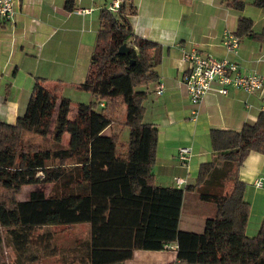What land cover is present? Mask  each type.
Masks as SVG:
<instances>
[{
  "label": "trees",
  "instance_id": "16d2710c",
  "mask_svg": "<svg viewBox=\"0 0 264 264\" xmlns=\"http://www.w3.org/2000/svg\"><path fill=\"white\" fill-rule=\"evenodd\" d=\"M76 1L64 0V9L72 11ZM226 5L241 12L246 2L226 0ZM250 5L264 10V0ZM135 14L133 0L99 10L88 73L77 87L93 94V102L77 103L69 118L72 103L62 95L60 81L35 77L25 111L14 124L0 121V252L4 237L14 252L9 261L0 254V264L34 262L37 251L56 250V233H37L38 228L68 230L82 223L89 224L90 236L75 251L85 264L125 262L135 249L160 250L165 244L176 245L181 264H264V219L255 235L246 234L250 204L239 178L251 153L264 156V110L238 131L210 130L212 158L199 165L194 184L157 185L152 169L158 132L144 121L147 95L137 88L158 80L155 67L163 48L134 33L130 18ZM234 35L264 43V25L255 31L251 18L239 16ZM123 44L129 51L118 54ZM123 107L126 142L117 134H103ZM25 132L51 135L57 146L25 142ZM64 134L68 142L63 146ZM214 178L223 180L224 193H201L200 186ZM36 183H52L53 189L49 194L33 190L27 199H18L24 185ZM195 190L216 206L201 233L178 228L183 194Z\"/></svg>",
  "mask_w": 264,
  "mask_h": 264
},
{
  "label": "crops",
  "instance_id": "0c3cea01",
  "mask_svg": "<svg viewBox=\"0 0 264 264\" xmlns=\"http://www.w3.org/2000/svg\"><path fill=\"white\" fill-rule=\"evenodd\" d=\"M112 1L77 0L74 9L67 11L63 7L64 0H19L13 20L0 25V121L14 124L25 111L35 77L75 85L77 83L73 82L71 75L86 79L98 30L99 10L108 7ZM133 1L136 14L130 21L134 33L159 43L163 48L161 63L155 67L158 80L137 88L147 95L144 121L153 124L158 132L152 173L157 185L183 188L175 185L174 177H182L185 185H192L199 165L212 158L210 130L238 131L244 124L254 123L264 110V87L254 93L235 88H229L228 94L211 91L194 106L182 82L185 68L179 60L180 54L183 50L193 49L203 56L233 61L243 73H264V43L249 37L240 38L236 49H229L224 43L229 41L227 33H235L239 16L251 18L254 30L259 31L264 25V10L250 6L253 0H243L246 5L241 12L227 7L226 0ZM81 7L90 11L75 13L74 10ZM160 83L164 90L157 94L155 90ZM88 97V103L95 98L93 94ZM193 108L197 110L194 120L191 118ZM53 123L54 118L52 127ZM115 124L113 121L103 134H117L122 142V131L115 130ZM182 145L190 146L193 152L186 167L177 160V149ZM262 170L264 156L256 153H251L239 168V178L246 183L244 198L250 204L246 228L249 236L257 233L264 219L263 194L260 188L253 185L258 178L264 182L259 175ZM197 193L195 190L183 194L178 223L181 230L196 232L183 227L184 221L185 226L190 222L184 215L190 195L193 197L190 203L208 212L200 223L196 222L202 230L196 233L203 232L205 221L216 213L215 204L201 200ZM77 225L83 227L81 236L67 243L55 240L56 250L48 253L37 251L38 259L34 262L85 264L80 262L81 253L75 248L82 240L89 239L90 227L88 223ZM59 227L63 226H44L36 232L70 233L71 229L61 231L63 228ZM176 254V248L135 249L132 257L125 262L104 264H181ZM34 262L23 260L24 264Z\"/></svg>",
  "mask_w": 264,
  "mask_h": 264
},
{
  "label": "built area",
  "instance_id": "2783aa9c",
  "mask_svg": "<svg viewBox=\"0 0 264 264\" xmlns=\"http://www.w3.org/2000/svg\"><path fill=\"white\" fill-rule=\"evenodd\" d=\"M120 0L110 6V9H116ZM19 0H0V25L6 21H12L17 10ZM90 9H76L75 13H88ZM226 38L229 41L224 43L229 49H236L239 39L232 33H227ZM185 70L182 82L190 103L194 106L200 103L204 95L208 92L219 94H228L229 88L240 89L247 93H254L264 87V73L250 72L243 73L237 63L228 59H216L210 55L203 56L196 50H183L179 58ZM164 90L163 84H158L155 93L161 94ZM148 92V89H146ZM103 105V102L100 103ZM197 116L196 108L191 110V118L194 120ZM193 155L192 148L188 145L179 146L177 149V160L181 166H187ZM42 176V173H38ZM177 187L185 186L186 181L182 177H174ZM255 187L261 188L264 185L262 179H255ZM165 248H176L175 244H165Z\"/></svg>",
  "mask_w": 264,
  "mask_h": 264
},
{
  "label": "rangeland",
  "instance_id": "374dc122",
  "mask_svg": "<svg viewBox=\"0 0 264 264\" xmlns=\"http://www.w3.org/2000/svg\"><path fill=\"white\" fill-rule=\"evenodd\" d=\"M115 1L116 0H113L111 2V4L108 5V7L112 6L115 3ZM250 6H252V5H250ZM71 79H73V82H75L77 84L76 85L72 84V83L67 84L65 81L62 84L63 85L62 95L65 97H68L72 103L71 110L69 112V118H71L73 116V113L75 112L74 107L76 106V104L77 103H88L89 102L88 96H91V93L77 89V86L80 83L84 82V80H83L84 78L82 76H78V75L72 76L71 75ZM94 100H95V98L92 100V102ZM0 108H1V104H0ZM124 120H125V108L123 107L120 109L119 113L117 114V116L114 120L116 122V124L113 126V128L115 130L122 131V136H123V140H124V141L122 140V142H126L128 140V128L126 126H124ZM51 130H52V125H51L50 132H51ZM22 137H23V140L25 142L34 143V144L38 145L39 147H45V148L53 149L54 147L57 146L55 141L51 137V135L43 138V137L37 136L36 134H33L31 132H25ZM67 142H68V135L64 134L62 137L61 143L64 146L67 144ZM259 175L262 176V178L264 179V170H262L259 173ZM213 180L214 181H211L210 183H206V184H203L200 186L199 190L201 191V193L202 192L211 193V194H215V193L222 194V193H224L225 187L223 185V180L222 179L215 180V178ZM52 189H53L52 183H45V184L44 183H36V184L24 185L22 187L20 193L18 194V199L19 200L25 199L28 196V194L33 190L43 191L44 193L49 194V193H51ZM199 190H198V193L200 194ZM259 191H261L263 194V196L261 198L263 199L262 201H263V205H264V186L262 188H260ZM192 198L193 197L191 195H190V197H188V202L186 203V206H185L186 210L184 212L186 219H188L190 222L188 223V226H185V221H184L183 227H188L187 229H189V230L200 232L202 230H201L199 224H197L196 222L200 223L201 219L203 218V215L205 213H208V212H207V210L199 209L197 207V205H195L194 203H190L189 201H191ZM77 226H75V227L71 226L70 227V229H71L70 233L66 232L64 235L57 232V235L55 238L56 242L67 243V242L75 239L77 236H81V234H83L81 231L83 229V227L82 226L80 227V225H77ZM60 228L61 229L63 228L61 231H66L64 229H66L67 227H59V229ZM4 240L5 241L1 245L0 254H1V258L3 260L9 261V260H12L14 258V252L7 245L8 240L5 239V237H4ZM19 264H24L21 259H20ZM32 264H37V263L34 262Z\"/></svg>",
  "mask_w": 264,
  "mask_h": 264
},
{
  "label": "water",
  "instance_id": "95a60500",
  "mask_svg": "<svg viewBox=\"0 0 264 264\" xmlns=\"http://www.w3.org/2000/svg\"><path fill=\"white\" fill-rule=\"evenodd\" d=\"M129 51V47L126 44H123L119 50H118V54H127Z\"/></svg>",
  "mask_w": 264,
  "mask_h": 264
}]
</instances>
